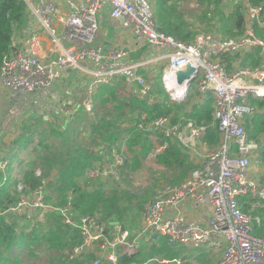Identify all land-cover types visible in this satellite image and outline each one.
Here are the masks:
<instances>
[{"label":"built area","instance_id":"built-area-1","mask_svg":"<svg viewBox=\"0 0 264 264\" xmlns=\"http://www.w3.org/2000/svg\"><path fill=\"white\" fill-rule=\"evenodd\" d=\"M26 22L11 37L10 50L0 67V87L10 92L37 93L48 90L62 78L64 71H75L90 78L87 98L82 102L86 110L93 106V87L110 83L123 76L132 93L146 96L152 84L139 74L142 62L128 60L127 51L115 46L107 49L95 45L100 27L99 13L108 8V16L136 40L152 49L164 51L167 60L161 74V84L169 99L183 93L184 86L176 81L175 72L185 64L195 69V87L200 103L212 99L211 125L219 132L217 147L204 155L202 163L180 184L163 185L144 206L141 235L128 239L129 233L119 224L110 228L95 216H72L69 206L54 207L44 200L43 185L25 190L18 183V201L5 209L8 213L39 211L40 214L56 210L63 221L78 229L81 237L71 256L95 252L91 264H117L119 246L132 253L151 229L164 236L168 243L190 248H202L225 242L221 257L215 264H264V237L251 233V222L259 217L242 212L239 198L248 197L252 211L263 206L264 178L250 176L251 155L260 142L249 137L245 130L246 117L254 111L250 97L264 98V19L261 6L248 5L245 12L243 34L239 37H222L217 31H200L190 42H182L161 32L154 21L149 0H24ZM227 0L223 1L226 2ZM240 1V0H236ZM50 41L48 56L42 52L41 37ZM258 50L259 63L255 67L243 66L244 53ZM140 130L159 131L166 137H177L186 147L192 148L207 126L189 121L180 128L170 116H161L147 125L138 124ZM182 129V130H181ZM198 139V140H199ZM166 147V142L155 144L152 157ZM122 159L117 164L122 163ZM9 160L0 158V173L4 174ZM118 165V166H119ZM102 167H105L104 164ZM40 175V171H36ZM101 175L102 171H99ZM5 179V178H4ZM1 185V183H0ZM24 190L26 192H24ZM192 198L207 199L211 216L205 224L188 221L181 215L165 214L169 207ZM128 264H147L137 262Z\"/></svg>","mask_w":264,"mask_h":264},{"label":"trees","instance_id":"trees-1","mask_svg":"<svg viewBox=\"0 0 264 264\" xmlns=\"http://www.w3.org/2000/svg\"><path fill=\"white\" fill-rule=\"evenodd\" d=\"M180 1L195 3L193 5L198 7L199 13L194 12L188 3L180 4ZM248 5L261 6L264 19V0L240 1L237 5L233 4L229 11L223 8V0H154L152 9L155 24L161 32L182 42H190L196 32L193 24L188 22L189 15L203 22L205 31L216 28L214 31L222 37L236 38L243 34ZM212 19L217 20V27L210 23ZM25 22L24 0H0V67L10 50L11 37L24 27ZM243 56V66L255 67L259 63L257 49ZM91 99L93 106L90 111L78 105V113L73 114L71 123L63 124L65 129L60 132L51 126L48 136H35L33 126L23 125L20 135L14 137L13 150L8 153L10 165L4 174L0 173L1 210L18 201L21 193L16 187L18 183L22 182L34 189L41 186L44 180L48 204L54 207L69 206L76 219L91 215L108 228L111 222L116 221L123 228L134 230L144 211L145 202L153 196L157 187L180 184L192 169L189 157L182 150L177 137H166L155 130H140L138 124L143 122L147 125L158 117L170 116L171 122L179 123L180 128L189 121L196 126L206 125L205 136L203 134L201 140L208 143L219 141V132L211 125L212 99L200 103L197 97L189 109L186 101L184 109L183 102L169 99L160 78L149 94L142 97L127 88L123 76H117L110 83L94 86ZM249 100L255 108L246 117L245 130L252 139L264 138V98L251 96ZM78 123L87 129L88 136L80 138ZM51 137L57 142L54 143ZM163 141L166 147L156 153L154 158V163L162 169L153 173L154 181L143 191L132 192L120 182L104 184L99 182L102 180L86 175L96 162L109 159L104 157H111L116 147L119 154H124L119 165L120 181L127 173L138 171L141 159L153 151L155 144ZM122 145H126L125 152L120 150ZM18 150L24 153H18ZM257 152L264 161V142ZM27 157V167L19 176H14L12 170L22 166ZM37 169H40V175L36 174ZM249 202L248 197H240V209L252 217H259V222H251V233L262 238L264 201L262 207L252 211H249ZM33 217L31 225L32 219L26 213H8V218L0 216V264L92 263L95 257L93 251L71 256L70 251L81 241L80 233L77 228L65 223L58 211L50 209L42 214L37 211ZM149 238L143 239L142 244L139 242L132 253H127V247L119 246L117 264L144 262L160 256L169 257L170 260H167L175 264H191L184 256H180L181 251H176L178 246L168 243L167 239L161 236Z\"/></svg>","mask_w":264,"mask_h":264},{"label":"rangeland","instance_id":"rangeland-1","mask_svg":"<svg viewBox=\"0 0 264 264\" xmlns=\"http://www.w3.org/2000/svg\"><path fill=\"white\" fill-rule=\"evenodd\" d=\"M152 5H154V0H149ZM225 1V0H223ZM240 1H246V0H240ZM240 1L236 0H227L226 2H223L224 9L226 11L230 10V7L232 8L233 4L237 5ZM180 4H186L188 3L185 1H180ZM189 4V5H188ZM187 5L191 8H193L194 12L199 13V9L196 5H193L195 3H188ZM188 22L193 24V29H198L200 31H205L206 28L205 25H203V22H200L197 19H194L192 15H189L187 17ZM210 23H212L215 27H217V20L212 19V22L210 20ZM213 30H216V28H213ZM211 31V30H210ZM161 71V68L159 69ZM73 78L75 83V87L78 91V80L76 76ZM158 78L155 80H149L152 84V87L156 84ZM58 83V82H57ZM195 82L190 86V88L187 90L185 96L181 101H175L177 103L183 102L184 103V109L186 108L187 102L190 104L194 100H196L197 92L195 87ZM151 87V89H152ZM1 88V87H0ZM80 88V87H79ZM192 88V89H191ZM3 89V88H2ZM81 89V88H80ZM6 90V89H5ZM43 92V91H41ZM87 98L86 90L84 91ZM39 93V92H38ZM38 93H25V92H14L12 94L13 97H10V93H7L5 96H3L2 100H0V105H2L3 111L2 114L4 115L3 121L8 122V128L5 129V127H1L0 123V152L1 157H6L8 160V153L13 150L12 148V142L20 135V132H22L23 125L24 126H33L34 127V134L37 136L38 134H42L43 136H48L49 134L48 129L52 126L55 130L59 131L64 130L63 124H69L71 123V120L73 118L74 113H78V108L75 110H72L69 105L70 98L74 100L73 97H71L69 94H67V91L61 87L56 86L54 91L52 93L54 94V98H51V94L49 93H42L38 95ZM17 94V95H14ZM78 98L80 97L81 92H77ZM85 95L82 97V99L79 100L78 104L82 106V102L86 100L84 98ZM187 101V102H186ZM188 104V106H189ZM187 106V107H188ZM83 107V106H82ZM70 110V112L66 113L67 110ZM90 111V110H87ZM92 116V115H90ZM4 122V123H5ZM77 123V122H76ZM6 125V123H5ZM78 132H80V138L88 136V131L83 127L82 123H78ZM15 137V138H14ZM51 140L56 143L57 140L53 137H51ZM261 144V143H260ZM259 144V146H260ZM196 145V144H195ZM263 145V144H262ZM126 145H124L125 149ZM91 148H89L90 150ZM18 153H24L22 150H18ZM0 157V158H1ZM104 158H109L110 161L106 160L96 162L92 168H89L87 170L86 175L90 178H97L100 179L104 184H111L112 182H120L123 184V187L125 189H129L132 192L136 191H143L145 188L148 187V185L154 181L153 173L158 172L162 168H160L158 165L154 163V158L147 156L146 158L141 159V168L134 172V173H127V175H124V178L120 181H118L121 178V171L120 167L117 164V161L119 162L120 159H124V156L122 153H118L116 151V147L113 148V153H111V157L106 155ZM28 157L23 162V165L20 167H15L13 171L14 176H19L20 173L27 167V161ZM261 159L259 157L258 152H253L251 155V167L250 170H253L254 168H260L262 165H260ZM10 163V160H9ZM104 164L105 167H102L101 165ZM10 164H8L7 169ZM264 168V167H263ZM6 169V171H7ZM36 171H40V169H37ZM99 171H102L101 175ZM55 172V171H54ZM37 173V172H36ZM53 173V171H52ZM126 176V177H125ZM22 183V182H21ZM23 184V183H22ZM45 184V182H44ZM25 185V184H24ZM27 186L25 185V190H27ZM123 188V189H124ZM24 190V192H26ZM44 191V200L46 197L45 188H43ZM152 197V196H151ZM150 199V198H149ZM46 202V200H45ZM147 202V201H146ZM145 202V203H146ZM22 214V213H19ZM35 212L30 213L29 215L26 214L27 217L32 219L31 225L33 224L34 217L33 215ZM6 218H8V214L4 215ZM141 217V216H140ZM141 219H139L138 223L134 227L135 229L132 230L131 236L134 237L136 234L141 232V229H139V222ZM22 222V221H21ZM23 223V222H22ZM20 226V223H18ZM138 225V226H137ZM137 227V228H136ZM31 228L29 227L28 230ZM129 229V228H128ZM19 229H17V233H19ZM71 252V251H70ZM71 254V253H70ZM102 264H106L105 262H102Z\"/></svg>","mask_w":264,"mask_h":264},{"label":"crops","instance_id":"crops-1","mask_svg":"<svg viewBox=\"0 0 264 264\" xmlns=\"http://www.w3.org/2000/svg\"><path fill=\"white\" fill-rule=\"evenodd\" d=\"M99 20H100V27H99L98 34L95 38L96 46L103 48V49H107V48H111L115 46H120L124 48L128 53L127 58L129 61H133L136 63L142 62V65L139 67V74H141L142 76H145L148 80H155L157 78L161 79V74L167 63V60L163 57V54H164L163 50L152 49L149 46H147L145 43L136 40V38L132 35V33L129 30L124 29L117 22L109 18L107 7H104L103 10L99 13ZM41 41H42V52L40 54L44 57H47L48 49L50 47V41L47 36H43V35L41 37ZM160 68H161V71H159ZM81 76L82 75L78 72V79H79L78 86L81 88L80 89L78 87V91L81 92L79 98H78V94H76L78 91L74 85L75 81L73 79L75 77V73L70 70L63 72L62 78L57 84H55L48 90H45L39 93L37 92V93L38 95L42 93L43 94L49 93L51 94V98H54L55 93H52V92L54 91L56 86H61L67 91V94H69L71 97L74 98V100L70 98L69 105H71L70 108L72 110H75L78 108L79 100L82 99L84 95H85L84 98H86V94L84 91L88 88L89 83H90V78L87 76H84L83 82L82 84H80ZM7 93H10L11 94L10 97H13L12 92H10L9 90L0 88V100H2L3 96H5ZM14 95H17V94H14ZM196 101H197V97H196V100L190 103V105L188 106V109L191 107V104L195 103ZM71 109L67 110L66 113L70 112ZM2 111H3V108H2V105H0V123H1V127L4 126L6 129L9 126L7 124L8 122L3 121L4 115L2 114ZM4 122L6 123V125ZM205 132H204V136H205ZM0 135H1V130H0ZM201 138L200 139L198 138L199 140L197 139L196 141H194V143L196 142V145H193L192 148H188L187 146L185 147L179 141L181 146L183 147L182 150L188 155L189 161L192 164V169L189 171L187 178L189 177L190 173L202 163L204 159V155L207 154L212 149H214L215 147H217L219 143V141L216 143H208L206 140L205 141L201 140ZM256 140L261 143L259 147L261 148L264 142V138L261 137V138H257ZM122 148H124V145L120 147V150L122 152H125L126 148L125 149H122ZM258 154L261 159L260 165H262V167L254 168L253 170L249 169V173L252 178L260 180L264 178V168H263L264 161H263V157L260 155L259 152ZM150 155L151 153L148 156ZM152 158H155V156ZM106 160L110 161L109 159H106ZM106 160H104V162ZM211 209H212L211 204L207 199H204L202 201H196L192 198H188L182 201L179 205L175 207L167 208L165 210V214L168 216L181 215L188 221L196 222L202 225V224H205L207 218L211 216ZM139 219H141L139 222V229L142 230L141 226H142V223L144 222V211L142 212V215ZM112 224H119V223L114 221V222H111L110 225L112 226ZM121 228L128 231L129 233L128 239L134 238L137 235L138 236L141 235L140 234L141 232H140L136 234L134 237H132L131 236L132 230L125 229L122 226ZM150 236L152 237L161 236L164 239H166L164 236L157 233L154 229H151V234L148 237L141 236V238H143L144 240L145 239L149 240ZM143 239H141L139 242L143 243L144 241ZM176 246H178L176 247V251L177 252L181 251L180 256H184L185 259L191 262V264H215L216 261L221 257L223 253L225 242L223 240H220L217 245L206 246V247L197 248V249L190 248V247H184L181 245H176ZM167 259L170 260L169 257L160 256L156 258H149L148 260L144 262H147V264H175L174 261H168ZM172 260H176V259H172Z\"/></svg>","mask_w":264,"mask_h":264},{"label":"water","instance_id":"water-1","mask_svg":"<svg viewBox=\"0 0 264 264\" xmlns=\"http://www.w3.org/2000/svg\"><path fill=\"white\" fill-rule=\"evenodd\" d=\"M175 77L177 83L184 86L183 93L175 97L179 102L183 99L187 90L190 88L194 81L195 69L190 64H185L184 67L175 72Z\"/></svg>","mask_w":264,"mask_h":264}]
</instances>
